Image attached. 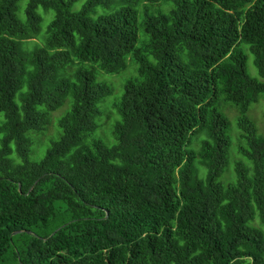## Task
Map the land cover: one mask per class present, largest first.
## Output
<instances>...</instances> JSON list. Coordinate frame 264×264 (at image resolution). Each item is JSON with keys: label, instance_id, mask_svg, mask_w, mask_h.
<instances>
[{"label": "trees", "instance_id": "trees-1", "mask_svg": "<svg viewBox=\"0 0 264 264\" xmlns=\"http://www.w3.org/2000/svg\"><path fill=\"white\" fill-rule=\"evenodd\" d=\"M22 1L0 0V264H264V137L246 116L264 0ZM128 59L110 103L98 74ZM226 104L251 164L227 184Z\"/></svg>", "mask_w": 264, "mask_h": 264}, {"label": "rangeland", "instance_id": "rangeland-1", "mask_svg": "<svg viewBox=\"0 0 264 264\" xmlns=\"http://www.w3.org/2000/svg\"><path fill=\"white\" fill-rule=\"evenodd\" d=\"M85 1L86 0H77L73 5L72 10H74V11L79 10L81 8V5ZM24 2H25V0L20 2V8L23 7ZM171 5L172 4H170V7L167 4L156 5V6L152 7V10L153 11L160 10V11L166 13L168 11V9L171 8ZM20 11H19V14H21ZM97 11L100 13H103V10L101 8H98ZM38 13L43 17V21L41 23V31H40V36H41V34H45L46 28L52 19L53 12L52 11L46 12L42 8H39ZM139 35H140L139 40H141L142 39L141 38L142 33L140 32ZM242 49H243V51L246 55V58H247L246 59L247 75L250 78H252L258 82H262L263 80L257 72V69L254 65L253 55L250 53L248 46L242 45ZM134 73H135V66L130 61V59H128L127 60V68L124 72L117 74V75H108V74H104V73L98 74L99 81L102 82L103 80H105L106 83L113 88V94L108 98L110 103L112 101L120 98V96L123 92V86H124L125 81L127 79L131 78V76H133ZM67 103H68V100H67L65 105H63L61 108L57 109L56 111H54L51 114L50 126L55 127L56 131L58 130L57 121L69 110V106ZM225 107L230 108L229 111H225L224 110ZM219 110H220V112H222L224 114V116H226V118L230 122L231 146H230V149L228 152V161L229 162H228V166L225 169V172L219 178L220 182L227 184V183H230L234 180L233 169H234V165L236 162H242L247 167H251V164L245 157H243L240 154V152L238 150L240 145H243V141L240 140V138H239V130L237 127L238 114H237L235 107L231 104H226L225 106H223ZM246 116L254 124V126L257 129L258 134L261 135L262 137H264V96L263 95L259 97L257 102L252 103L249 106L247 113H246ZM55 129L53 128L49 132H53ZM95 136L98 138H102L103 141H106V142H108V140L110 141L111 137H112V135H110L111 137H110V139H108L107 138L108 136H107V133L105 130L98 131ZM53 137L57 138V136H54V135L53 136H50V135L45 136V140L42 142L43 144L42 145L40 144L41 145L40 146V156H36L37 159L41 158L43 156L45 149L47 147H49V145L51 143V139ZM56 138H54V139H56ZM37 146H39V145H37ZM32 158H34V157L32 156ZM197 166H198V164H197Z\"/></svg>", "mask_w": 264, "mask_h": 264}, {"label": "water", "instance_id": "water-1", "mask_svg": "<svg viewBox=\"0 0 264 264\" xmlns=\"http://www.w3.org/2000/svg\"><path fill=\"white\" fill-rule=\"evenodd\" d=\"M35 184H36V182L34 183V185H35ZM18 187L20 188V184H18ZM32 188H33V186L29 189V191L32 190ZM21 232H23V231L13 232V233L11 234V237L14 236V235H17L18 233H21ZM26 233H29V232L27 231Z\"/></svg>", "mask_w": 264, "mask_h": 264}]
</instances>
